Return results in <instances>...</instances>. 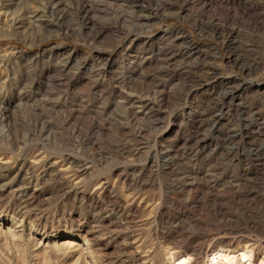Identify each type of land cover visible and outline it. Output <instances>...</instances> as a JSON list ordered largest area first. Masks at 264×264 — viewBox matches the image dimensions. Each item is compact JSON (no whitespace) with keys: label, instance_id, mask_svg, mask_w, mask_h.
Returning a JSON list of instances; mask_svg holds the SVG:
<instances>
[{"label":"rangeland","instance_id":"374dc122","mask_svg":"<svg viewBox=\"0 0 264 264\" xmlns=\"http://www.w3.org/2000/svg\"><path fill=\"white\" fill-rule=\"evenodd\" d=\"M245 248L260 264L264 0H0V264Z\"/></svg>","mask_w":264,"mask_h":264},{"label":"bare ground","instance_id":"6f19581e","mask_svg":"<svg viewBox=\"0 0 264 264\" xmlns=\"http://www.w3.org/2000/svg\"><path fill=\"white\" fill-rule=\"evenodd\" d=\"M188 46L194 54L198 55L197 53L199 52V46L193 42L192 38L189 40ZM244 262L245 264H253L252 251L249 250L248 248L247 249L245 248L244 250L241 249L240 251H237V252L230 251V250L216 251L215 253L213 252L212 255L207 256V259H206L207 264H244ZM260 264H264V258L260 260Z\"/></svg>","mask_w":264,"mask_h":264}]
</instances>
